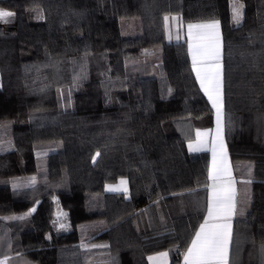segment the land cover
Masks as SVG:
<instances>
[{"label": "trees", "instance_id": "1", "mask_svg": "<svg viewBox=\"0 0 264 264\" xmlns=\"http://www.w3.org/2000/svg\"><path fill=\"white\" fill-rule=\"evenodd\" d=\"M231 1L0 0L16 22L0 37V102L16 113L0 119L8 264H148L161 250L180 264L208 184V151L186 143L211 126L212 108L185 41L165 40L168 13L220 22L224 132L240 190L228 264H264V0H237L238 24ZM120 178L127 194L105 191ZM54 197L67 233L52 229Z\"/></svg>", "mask_w": 264, "mask_h": 264}, {"label": "crops", "instance_id": "2", "mask_svg": "<svg viewBox=\"0 0 264 264\" xmlns=\"http://www.w3.org/2000/svg\"><path fill=\"white\" fill-rule=\"evenodd\" d=\"M240 7L237 0L230 2V12L233 20V7ZM242 15V8H240ZM218 22L216 27H203L204 25ZM234 23H236L233 20ZM164 35L168 42L185 41L191 68L197 81L198 87L212 108V124L210 127L197 128L194 137L188 141L187 149L192 152L206 150L209 153L208 161V184L206 192L205 211L202 220L198 223L191 239L189 240L180 264H186L188 249L192 247L196 234L200 232V226L206 224L205 231L218 233L222 238L227 239V264L230 257L231 238L233 232L234 217L239 195V181L234 174L233 166L229 156L225 132H224V109H223V36L218 20H205L184 22L178 13H168L163 16ZM189 25H193L190 29ZM196 54L195 65L193 54ZM199 72V78L197 73ZM203 81L204 87L201 86ZM219 81L218 92L214 91ZM209 89L213 99L205 89ZM213 100H217L216 107ZM219 109V112L217 111ZM215 152V157L213 156ZM123 182V183H122ZM120 189H111L109 186L116 184ZM105 191L128 192V181L120 178L114 183H106ZM111 189V190H110ZM53 215L51 226L56 234L67 233L71 230L68 212L61 207L57 197L53 199ZM212 209V216H209V208ZM34 210V207L32 208ZM227 225L225 228L223 226ZM89 243H81V248L88 247ZM148 264H169V254L166 250L156 251L147 255ZM0 262L8 264V257H0ZM214 264V262H213Z\"/></svg>", "mask_w": 264, "mask_h": 264}, {"label": "snow or ice", "instance_id": "3", "mask_svg": "<svg viewBox=\"0 0 264 264\" xmlns=\"http://www.w3.org/2000/svg\"><path fill=\"white\" fill-rule=\"evenodd\" d=\"M242 5L240 7H236L234 4L233 7V20L238 24L241 19V11ZM14 16V13L11 11H7L4 9H0V22L10 23L9 17ZM218 22H213L208 25H204L203 27L214 28ZM193 25H189L191 29ZM196 62V54H193V63L195 65ZM199 78V72L197 73ZM201 86L204 87L203 81L201 82ZM219 89V81H217L214 91L218 92ZM206 93L209 94V99L212 100V94L209 89H205ZM217 100H213V106L216 107ZM219 112V109H217ZM99 155V153H97ZM215 152H213V156L215 157ZM95 159V158H94ZM123 183V182H122ZM209 216H212V209L209 208ZM23 219V217H19ZM227 228L228 226H223ZM206 224L200 226V232L196 234V239L192 242V247L188 249V253L186 256V264H227V239L222 238L218 233H209L205 231ZM0 264H4V262H0Z\"/></svg>", "mask_w": 264, "mask_h": 264}, {"label": "rangeland", "instance_id": "4", "mask_svg": "<svg viewBox=\"0 0 264 264\" xmlns=\"http://www.w3.org/2000/svg\"><path fill=\"white\" fill-rule=\"evenodd\" d=\"M0 9H4L7 11H11L9 9L0 7ZM13 12V11H11ZM14 13V12H13ZM10 20V23H3L0 22V37H6V36H14L16 34V22H15V15L12 17L8 18ZM133 24V23H132ZM135 25V24H134ZM127 27V26H126ZM134 26H132L131 24H129V27H127L131 32V30L133 29ZM133 33V32H132ZM148 60H152L149 57H143L142 61L147 62ZM65 95L64 93H61V97L63 98ZM15 106H14V101H12L11 99L5 98L1 100L0 102V119H6V118H12L15 116ZM119 186L116 184H112L111 186H109V188L113 189H120L118 188ZM110 189V190H111ZM122 192L124 194H127V192L125 191H119ZM91 245L89 244L88 247H90ZM87 248V247H86Z\"/></svg>", "mask_w": 264, "mask_h": 264}]
</instances>
